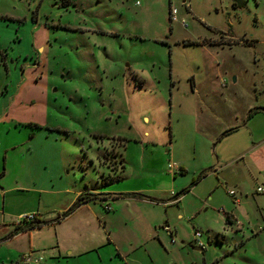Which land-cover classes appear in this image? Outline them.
I'll list each match as a JSON object with an SVG mask.
<instances>
[{
    "label": "rangeland",
    "instance_id": "374dc122",
    "mask_svg": "<svg viewBox=\"0 0 264 264\" xmlns=\"http://www.w3.org/2000/svg\"><path fill=\"white\" fill-rule=\"evenodd\" d=\"M247 1L0 0V264H264V0ZM117 150L106 189L91 162L118 171ZM86 186L157 204L65 216ZM20 213L47 224L10 237Z\"/></svg>",
    "mask_w": 264,
    "mask_h": 264
},
{
    "label": "crops",
    "instance_id": "0c3cea01",
    "mask_svg": "<svg viewBox=\"0 0 264 264\" xmlns=\"http://www.w3.org/2000/svg\"><path fill=\"white\" fill-rule=\"evenodd\" d=\"M7 152L6 153H4V155H3V161H2V167L4 168V167H6L7 166V160H8V151L9 150H6ZM117 155H118V157H119V161L121 160V158H123L122 157V154H121V151L120 150H117ZM124 160V159H123ZM97 162H98V164H97V166H95L94 165V161L93 162H91L92 163V168L94 169V170H96V167L98 168L99 167V170H96V172H97V174L99 175V178H100V180H101V186H106V189H108L109 187V185H111L113 182H115V180H117V179H119L120 177H121V175H122V173H124L125 172V170H126V168H125V165H124V163H123V165H124V168H123V170L121 169V166L122 165H120V167H119V170L117 171H114V170H112V169H110L109 167H107L106 165L105 166H102V165H100V161H98L97 160ZM120 163V162H119ZM121 170H122V172H121ZM3 175H6V173H1L0 174V178L3 176ZM41 189V188H40ZM88 188H87V186L85 187V189L84 190H81V191H79V192H77V193H75V196H82V195H86V194H94V195H101V197L99 198V199H97V200H94V201H90V202H87V203H85V205H83V206H81V208H80V210H83V209H85V210H87L88 211V207L91 205V203H94V202H98V200L99 201H101V202H107V201H112V199L113 198H111V197H118V198H116V199H121L122 201H128L130 204H132V203H134V202H147V203H149L151 206H155L157 203H155V202H153L152 200H153V198H150V199H145V198H137V197H119V196H117V195H119L117 192H110V191H108V190H103V191H97V192H91L90 190H87ZM18 190V189H17ZM18 191H20V190H18ZM21 191H23L22 189H21ZM47 193V194H55V195H59V193H60V191L59 190H57V191H53L52 190V192H46V191H42V192H40V191H38V193H40V194H43V193ZM91 192V193H90ZM0 193H4V191H0ZM121 194H132V193H121ZM134 194V193H133ZM136 194H140V193H136ZM104 200V201H103ZM114 200V199H113ZM161 204H163V206H168L169 204H171L170 202H163V203H161ZM133 206V205H132ZM111 211H113V210H111L110 208H109V211L108 212H111ZM89 212V211H88ZM25 215V213H20L19 215H18V217H17V219L18 220H21V219H23L22 217ZM231 215V217H233L232 219H231V221L232 222H234V221H236L238 224H240V222L238 221V219H237V217L236 216H233L232 214H230ZM109 216V215H108ZM108 216H107V218H108ZM236 217V218H235ZM110 223V222H109ZM235 223V222H234ZM103 224H104V226L106 227V226H108V219H105L104 220V222H103ZM18 225V222H16V223H14V228L16 227ZM167 227H169L168 225H167ZM153 229H154V231H156V226H154V227H152ZM94 234V233H93ZM96 234V233H95ZM19 235V234H18ZM109 242H110V244L109 245H111V243H112V241L111 240H109ZM106 246L105 245H101V247H99V249H101V248H105ZM96 251V249H94V250H90L89 251V253H92V252H95ZM32 252H33V250H32ZM31 252V253H32ZM119 250H117V255H115L116 257L115 258H113V251L112 252H109V255H108V260H107V263L108 264H114V260L113 259H115V261L116 262H120L121 264L123 263V257L121 256V254H119ZM26 254V253H25ZM25 254H23V255H25ZM22 255V256H23ZM24 257V256H23ZM20 259H22V258H20ZM19 259V260H20ZM19 262V261H18ZM100 262H101V264H102V261L100 260ZM23 263V262H22ZM18 264V263H17ZM116 264H119V263H116Z\"/></svg>",
    "mask_w": 264,
    "mask_h": 264
},
{
    "label": "trees",
    "instance_id": "16d2710c",
    "mask_svg": "<svg viewBox=\"0 0 264 264\" xmlns=\"http://www.w3.org/2000/svg\"><path fill=\"white\" fill-rule=\"evenodd\" d=\"M247 2H248L247 0H232V7H233V9H240V8L244 7L247 4ZM261 110L264 111V108ZM255 113H257V111L254 112V114ZM251 117H252V113H249V115L247 116V119L249 120ZM231 132H233V130L226 132L225 135H228ZM123 163H124V160H123V158H121L120 165H122L121 166L122 170L124 168ZM122 170H121V172H122ZM183 172H184V169L181 168V173H183ZM205 177H206V173H202L194 181V183H192L191 187H193L195 184H197L199 181H201ZM191 187L189 189L184 190L182 192V194L189 192ZM117 196H119V197H124V196L125 197H131L132 196V197H137V198H147V197L143 196L142 194H135V193L134 194L133 193L132 194H119ZM100 197H101V195H94V194H86V195L79 196L77 198L76 202L73 204L72 208L65 214V216L69 215L71 212H73L75 209L82 206L83 204L90 202V201L97 200ZM37 215L38 214H35L33 216V220H34L33 222L25 221L26 219H22L20 222H18V225L15 227V230L13 232H11L10 237L18 235L19 232L21 233V232L31 231V230L40 228L43 225L47 224L46 222H41L40 220H38ZM225 223L228 225L234 224V222L231 221V215H229V214L225 215Z\"/></svg>",
    "mask_w": 264,
    "mask_h": 264
},
{
    "label": "built area",
    "instance_id": "2783aa9c",
    "mask_svg": "<svg viewBox=\"0 0 264 264\" xmlns=\"http://www.w3.org/2000/svg\"><path fill=\"white\" fill-rule=\"evenodd\" d=\"M177 14H178V11H177L176 9L171 10L170 16H171V20H172L173 22H177V21H178V19H177ZM182 24L184 25V22H183ZM257 193H259V194H264V187H258V189H257ZM229 195H230L231 197H235V192L230 191V192H229ZM234 204H235V205H238V204H239V201H238V200H234ZM105 209H106L107 211H109V207H106ZM23 219H26V221H30V220L32 219V217H26V218H23ZM163 230H164L165 232L168 233V235H169V237H170V239H171V242H172V240H173V233H172L171 229H170L169 227L166 226V227H163ZM200 237H201L200 232L196 231V232H195V239L197 240V239H199ZM21 261H22L24 264H39V263H41L40 260H38V259H33L32 255H31L30 253L24 255V257H22Z\"/></svg>",
    "mask_w": 264,
    "mask_h": 264
},
{
    "label": "water",
    "instance_id": "95a60500",
    "mask_svg": "<svg viewBox=\"0 0 264 264\" xmlns=\"http://www.w3.org/2000/svg\"><path fill=\"white\" fill-rule=\"evenodd\" d=\"M198 250H200V248Z\"/></svg>",
    "mask_w": 264,
    "mask_h": 264
}]
</instances>
